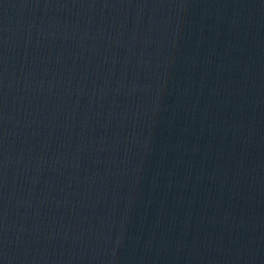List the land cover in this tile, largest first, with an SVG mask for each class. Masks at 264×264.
<instances>
[{
	"label": "water",
	"instance_id": "water-1",
	"mask_svg": "<svg viewBox=\"0 0 264 264\" xmlns=\"http://www.w3.org/2000/svg\"><path fill=\"white\" fill-rule=\"evenodd\" d=\"M0 264H264V0H0Z\"/></svg>",
	"mask_w": 264,
	"mask_h": 264
}]
</instances>
